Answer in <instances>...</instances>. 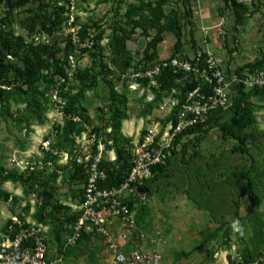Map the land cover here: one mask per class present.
I'll return each instance as SVG.
<instances>
[{
  "label": "rangeland",
  "instance_id": "374dc122",
  "mask_svg": "<svg viewBox=\"0 0 264 264\" xmlns=\"http://www.w3.org/2000/svg\"><path fill=\"white\" fill-rule=\"evenodd\" d=\"M232 1L36 0L11 12L0 3L8 32L22 38L27 50L32 45L51 48L58 60L56 64L49 57L51 51L43 56L49 68L37 83L39 95L28 91L21 80L13 84L9 114L0 113V165L11 170L13 156L24 159L36 155L43 141L51 138L56 144L60 139L66 121L52 95L62 87L59 83L50 84L48 79L52 75L55 81L59 79L55 74L58 67L68 74L72 70L70 58L76 63L75 72L62 90L79 95L74 115L85 122L87 131L108 133L110 125L117 124L111 115L109 85H113L117 94L127 96L131 134L122 133L132 141L139 140L151 121L160 120L162 114L155 106L149 116L144 115L153 93L142 88L134 91L127 75L148 69L161 59L192 58L194 53L207 49L204 29H211L210 49L220 48L226 53L230 68L250 71L248 65L264 55V0H235L245 7L240 9L241 19ZM185 3L192 12V24L188 22ZM56 6L66 8L68 22L50 36L41 29L43 19L39 21L37 15H48ZM175 23L183 34L182 51L176 55V38L168 28ZM31 29L34 30L30 32ZM159 34L163 42L149 50V44ZM56 36L59 38L53 43ZM141 41L145 43L143 48L139 47ZM7 60L11 77H15L14 68L21 63L15 57ZM17 87H23L27 94H19ZM36 98L44 112L41 120L32 114V100ZM251 103L257 117L256 138L250 146L254 162L252 189L240 200L238 209L235 201L247 187L245 175L251 163L232 154L236 141L222 138L217 129L187 141L185 161L175 160L170 185L161 181L148 195L149 201L138 204L137 231L132 243L160 254L161 264H236L238 258L243 262L255 260L264 251V99L253 97ZM195 152H200L201 157L197 158ZM55 170L61 173L56 177L48 175L52 195L40 215L48 227L47 237L54 254L70 233L67 217L81 210L83 184L79 178H72L67 168ZM25 189L20 182L0 180V231L5 230L10 216L37 222L30 214L32 205ZM10 197L13 201L8 203ZM234 221H239V231L232 227ZM108 258L101 239H85L69 250L63 264H104Z\"/></svg>",
  "mask_w": 264,
  "mask_h": 264
},
{
  "label": "built area",
  "instance_id": "2783aa9c",
  "mask_svg": "<svg viewBox=\"0 0 264 264\" xmlns=\"http://www.w3.org/2000/svg\"><path fill=\"white\" fill-rule=\"evenodd\" d=\"M210 30L204 29L207 49L194 53L192 58L176 56L161 59L149 69L127 75L134 91L142 85L137 83L139 81L147 82L143 90L152 93L153 89H158L159 77L166 69L173 70L176 81L168 96L158 106L161 119L152 120L142 139L133 141L130 149L131 168L120 186H104L108 181V172L100 166L103 161H115L116 155L114 151L108 150L102 136L91 131L81 135L75 133V145L71 151L55 150L49 138L40 144L36 155L30 154L24 159L13 156L10 159L13 170L24 174L26 178L41 173L52 174L59 166L72 171L80 168L84 182L81 210L75 213L79 216L70 225V233L57 249L56 255L48 241L46 224L10 216L5 230L0 231V264H63L68 251L85 241L86 237L89 240L101 239L105 244L109 258L104 264H161L160 254L132 243L133 233L137 231L138 204L145 205L149 201L146 182L156 176V166L167 164L175 149V142L182 133L207 122L210 113L231 108L239 96V89L245 92L264 90V71H244L238 74V68H230L226 53L220 48L210 49ZM34 39L39 41L40 38ZM69 65L72 70L67 74V79L72 81L76 67L73 58H70ZM65 79L59 77V85ZM188 84L195 86L188 89ZM59 93L60 87L55 89L52 99L57 103L58 111L63 114L67 105ZM149 100H153V96ZM175 109H178L177 113H174ZM173 113L176 122L172 120L163 124L161 120ZM71 119L75 123L81 122L74 115ZM47 156H50L49 160ZM30 185L28 200L32 205L30 214L34 215L35 207L42 206L44 197L40 194V181ZM12 201L13 197H10L8 203ZM117 227L119 230L116 232L114 228ZM236 264L244 262L238 258ZM249 264H264V251Z\"/></svg>",
  "mask_w": 264,
  "mask_h": 264
},
{
  "label": "trees",
  "instance_id": "16d2710c",
  "mask_svg": "<svg viewBox=\"0 0 264 264\" xmlns=\"http://www.w3.org/2000/svg\"><path fill=\"white\" fill-rule=\"evenodd\" d=\"M33 1L36 0H0V3H4L5 6L8 7L9 12H11L14 9H20L21 7L27 6ZM232 2L234 3V6L238 9L236 13L238 15V18L241 19L242 12H240V9L243 10V8H245L244 5L237 3L235 0ZM184 6L186 7V16L188 17V22L192 24V22L190 21V19L192 18V12L189 9V5L185 3ZM1 14L2 13L0 11V113L2 116H6L9 114L8 104L10 102V98L13 96V84H15V81L21 80L27 86L28 91H30L34 95H39L37 83L43 77L44 70H48L49 68L47 60L44 61L43 56H45L46 53L51 51L49 53V57H51L53 62L56 64L58 63V60L56 57V52L54 50L52 51L51 48L48 49L42 45H32L27 50L25 48V43L22 38L15 37L12 33L8 32L7 22L1 17ZM37 19H39V21L40 19H43L40 22L41 29L50 36H54L56 34L57 29L68 22V18L66 17V8L64 6H56L48 15L42 16L38 14ZM30 20L33 24L36 25L37 21L35 18H32ZM168 28L174 33L176 38V42L174 45V54H179L182 51L183 47L182 28L179 26L178 23H175L174 26ZM32 30L34 29H31L30 32H32ZM161 42H163V39L161 37V34H159L149 44L148 49L155 50L158 44H160ZM69 43L70 45H72L71 42ZM7 57L18 58V61L21 63L19 67L14 68L15 77H11L12 70L7 66ZM150 67H148V69ZM248 67L251 69V72L264 71V55L260 61L255 64H250L248 65ZM237 72L238 74H242L244 72V67L239 68ZM55 74L60 78H66L65 82L61 85L62 89H65L70 82L69 79H67V73H65L63 69L58 67ZM54 77L55 75L49 77L48 82L50 84L56 85L58 84L59 79L55 81ZM175 81L176 76L174 75L172 69H166L162 71V74L159 77L160 86L158 89L152 90L153 100L148 102V109L144 115L149 116L151 114V110L155 106H159L160 102H162V99L168 96V94L174 87ZM137 83L142 84L139 85V88H146V81H139ZM194 86V84H188L187 88L192 89ZM62 89H60L59 94L61 97H63L62 99L66 100L67 106L63 111L64 119L66 122L64 127L62 128V135L60 136V139L57 141V143L53 144V148L55 150L71 151L75 145L73 135L75 133L81 135L83 132L87 131V129L86 124L82 119L80 123H75L71 119V116H73L74 113H77L78 111V109L76 108V102L79 99V95L63 93ZM17 92L22 95L27 94L26 91H23V87H17ZM109 94L113 101V107H111V115L113 119H117V124L115 126L110 125V132L105 133L104 135H101L98 132L96 133L103 137V139L107 143L108 150L114 151L116 155L115 161H103L100 166L102 169H105L108 172V181L104 184V186L111 188L120 186L125 181L130 171V149L132 147L133 141L131 138L125 136L122 133L123 122L127 121L128 119L126 111L128 104L127 96H121L117 94L113 85H109ZM253 97L264 99V90H254L251 92H245L242 89H239V96L233 102L231 108H229L228 110H216L210 113L207 122H205L204 124L197 125L196 127L188 129L187 131L182 133L181 136L175 142V149L172 151V155L169 158L167 164L165 166H156V176L146 182L145 185L148 190V195L153 191V189L158 186L161 181H164L168 185H170V179L172 178L171 172L173 170L175 160L179 158L181 162L185 161V156L183 152L184 148H186V144L190 142V139L197 137L200 134L207 135V133H209L211 130L217 129L218 132L221 134L222 138L233 139L234 141H236V145L233 147L232 154L239 155L243 159L251 163L250 168L245 175L247 187L235 201L236 208L238 209L240 206V200L247 193L251 192L252 189L251 171L254 166V162L252 154L250 152V146L256 138L255 127L257 125V117L255 113L256 107H254L251 103V99ZM32 101V114H34L41 120L43 118L42 114H44L42 104L38 98L33 99ZM177 110L178 109H175L174 113H177ZM174 113L170 117H167L165 120H161L162 123L167 124L172 120L176 122ZM195 154L197 155V158H200L202 155L200 152H195ZM46 158L47 160H49L50 156H47ZM56 159L57 157L54 158V160ZM56 168L58 169L62 167ZM68 173L72 178H79L82 182H84V176L82 175V170L80 168H76L74 171L68 169ZM40 175H34L30 178H26L24 174H19L18 171L13 169L8 170L2 165H0L1 182L22 183L26 188L24 191V194L26 196H28L29 194V187H31L30 184L40 181L42 186V192H40V194L44 197V202L42 206L38 208V211L34 214V216L37 219V223L46 224V222L43 221L40 215L41 212L46 209L47 206L50 204L49 199L52 195L50 193V190L48 189L47 178L49 176L56 177V175L58 176L59 173L58 171H54V173L50 175H45L42 173ZM78 216L79 214H75L74 216L67 217L68 222H71L72 224ZM86 239L89 238L86 237ZM255 260L245 259L244 264L252 263Z\"/></svg>",
  "mask_w": 264,
  "mask_h": 264
},
{
  "label": "crops",
  "instance_id": "0c3cea01",
  "mask_svg": "<svg viewBox=\"0 0 264 264\" xmlns=\"http://www.w3.org/2000/svg\"><path fill=\"white\" fill-rule=\"evenodd\" d=\"M123 133L126 134L127 136H130L131 134V127L129 125V121H125L122 126Z\"/></svg>",
  "mask_w": 264,
  "mask_h": 264
},
{
  "label": "water",
  "instance_id": "95a60500",
  "mask_svg": "<svg viewBox=\"0 0 264 264\" xmlns=\"http://www.w3.org/2000/svg\"><path fill=\"white\" fill-rule=\"evenodd\" d=\"M58 38H59V37H57V36L54 37V39H53V43H55V42L58 40ZM144 45H145L144 41H141L140 44H139V47H140V48H143Z\"/></svg>",
  "mask_w": 264,
  "mask_h": 264
},
{
  "label": "clouds",
  "instance_id": "9594fccd",
  "mask_svg": "<svg viewBox=\"0 0 264 264\" xmlns=\"http://www.w3.org/2000/svg\"><path fill=\"white\" fill-rule=\"evenodd\" d=\"M239 224V221H234L233 222V224H232V227L234 228V229H236L237 231H239V229L237 228V225ZM241 234H242V232H241Z\"/></svg>",
  "mask_w": 264,
  "mask_h": 264
}]
</instances>
